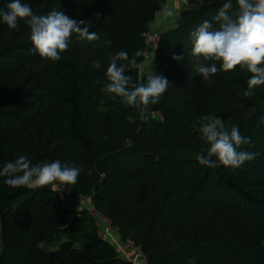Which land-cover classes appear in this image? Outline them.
I'll list each match as a JSON object with an SVG mask.
<instances>
[{"label":"trees","instance_id":"16d2710c","mask_svg":"<svg viewBox=\"0 0 264 264\" xmlns=\"http://www.w3.org/2000/svg\"><path fill=\"white\" fill-rule=\"evenodd\" d=\"M164 1L21 0L37 15L56 10L85 20L97 34L91 41L73 34L59 61L39 55L25 21L10 29L0 18V168L20 156L33 165L60 160L83 168L60 192L12 188L0 176V264H130L100 238L78 197L90 198L122 237L140 245L148 264L193 257L195 264H264V85L245 96L246 70L207 80L196 72L197 61L220 62L193 57L191 33L204 20L218 29L212 18L226 0L184 1L159 43L148 47L144 34ZM10 2L0 0V9ZM147 50L151 71L141 75ZM137 51L136 67L117 62L128 66L131 83H146L148 74L169 81L146 117L102 91L111 58L126 52L131 60ZM203 116L221 118L229 131L238 126L251 138L239 150L255 159L239 168L199 164L197 154L209 147L199 132ZM59 236L68 240L57 250L41 247Z\"/></svg>","mask_w":264,"mask_h":264},{"label":"clouds","instance_id":"9594fccd","mask_svg":"<svg viewBox=\"0 0 264 264\" xmlns=\"http://www.w3.org/2000/svg\"><path fill=\"white\" fill-rule=\"evenodd\" d=\"M236 4L238 8L234 15L231 13L232 0H226L219 8L212 18L219 24L218 29H214L209 20H204L191 33V54L204 61L220 62L217 67L216 63L197 61L196 72L205 80L219 71L234 72L237 68L246 70L250 76L244 95L251 96L255 87L264 85V0H236ZM6 7V11L0 9V18L10 29H16L19 21H25L30 27L34 48L42 58L59 61L61 54L68 50V41L73 34L89 41L98 39L95 32H89L85 20L77 21L62 11L53 10L47 15H37L21 0H11ZM141 55L137 51L131 60L126 52L113 56L107 68L109 83L102 91L123 98V103L138 108L141 115L146 117L148 105L160 102L169 87V81L162 76L148 74L146 83H131V77L125 75L128 66L118 65L117 62L128 60L132 67H136V57ZM172 58L176 61L183 59L179 55H173ZM94 67L99 68L100 63L96 62ZM198 121L201 122V139L209 145L206 154H197L199 164L210 168L221 165L239 168L255 159L256 153L239 150L242 145L250 144L251 138L242 136L238 126H233L229 131L223 120L216 116L198 117ZM81 172L82 167L62 164L60 160L33 165L26 156L9 161L0 168V176L6 177L5 184L12 188L51 186L54 192L75 185ZM188 264H195V257Z\"/></svg>","mask_w":264,"mask_h":264},{"label":"built area","instance_id":"2783aa9c","mask_svg":"<svg viewBox=\"0 0 264 264\" xmlns=\"http://www.w3.org/2000/svg\"><path fill=\"white\" fill-rule=\"evenodd\" d=\"M172 11V0H165L161 9L156 13V20L151 29L144 34L148 47H153V45L158 44L160 38L164 34V30H162L158 24H160L166 14L172 13L175 19L180 16L179 11ZM150 57L151 53L147 50L144 53V62L141 67L149 62ZM155 115L159 116L158 113H155ZM81 202L82 207L88 210L91 216L96 219L100 238L104 242L111 244L118 251L123 260L130 264H148L147 257L142 247L134 240L122 237L112 220L95 209L90 198H85L84 201L81 199Z\"/></svg>","mask_w":264,"mask_h":264},{"label":"rangeland","instance_id":"374dc122","mask_svg":"<svg viewBox=\"0 0 264 264\" xmlns=\"http://www.w3.org/2000/svg\"><path fill=\"white\" fill-rule=\"evenodd\" d=\"M149 61H151V57H150ZM147 63L145 64V66L141 67V70H140L141 75H143L145 72L151 71V64H147ZM69 194H70V191L66 193L67 203L69 202L68 204H70ZM78 198H79L78 200L81 201V198L80 197H78ZM67 240H68L67 237L59 236L52 242L41 244V247L47 251H55L58 249L59 244L65 242Z\"/></svg>","mask_w":264,"mask_h":264},{"label":"crops","instance_id":"0c3cea01","mask_svg":"<svg viewBox=\"0 0 264 264\" xmlns=\"http://www.w3.org/2000/svg\"><path fill=\"white\" fill-rule=\"evenodd\" d=\"M184 1H186V0H172V9H173V11L181 10L184 7V4H185ZM173 22H174V17H173V14L171 13V14L167 15L166 18L164 20H162L160 22V24H158V25L165 32L168 29V27L171 24H173ZM78 199H76V201H74V202H75L76 205H78L80 207V206H82V202L79 201Z\"/></svg>","mask_w":264,"mask_h":264}]
</instances>
